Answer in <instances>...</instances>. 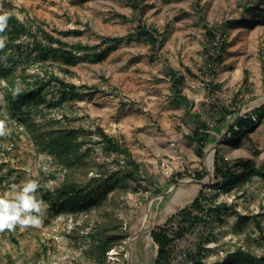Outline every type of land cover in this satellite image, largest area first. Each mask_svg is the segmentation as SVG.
Listing matches in <instances>:
<instances>
[{
	"label": "rangeland",
	"instance_id": "1",
	"mask_svg": "<svg viewBox=\"0 0 264 264\" xmlns=\"http://www.w3.org/2000/svg\"><path fill=\"white\" fill-rule=\"evenodd\" d=\"M143 1V13L139 15L123 0H0V10H10L38 36L43 37V29L71 46L79 42L95 46L101 37L124 36L136 19L155 26L161 34L158 38L162 37L154 60L149 58L148 47L136 41L122 43L102 61L75 65L59 60L40 62L35 53L29 54L24 48L27 57L13 67L16 75H22V80H16L18 86L42 84V101L32 116L41 126L40 135L44 138L62 125L81 129L79 139L85 143L82 151L89 148L84 159L89 166L72 165L74 179L86 184L97 177L95 172L104 171V178L113 181L123 177L124 181L99 204L58 215L52 214L48 202L36 190L42 222L39 227L17 224L11 230H0V264H153L157 246L151 229L215 182L216 150L234 165V171L240 172L247 161L255 172L239 186L204 189L205 202L225 203L227 208L176 242L171 254L173 264H193L185 254L195 252L199 245L206 264L222 261L238 250L253 259L264 256V119L238 148L221 143L238 110H251L264 102V24L223 31L226 52L216 67V76L205 79L215 88L208 92L200 85L199 76L198 87L184 83V92L190 91V96L197 92L193 90H202L204 99L194 102L193 107L174 108L169 87V67L187 78H191L187 71L200 73L206 43L203 24L214 26L239 19L245 15L243 6L258 0ZM117 15L131 20L123 22ZM51 77L71 84L78 94L62 97ZM5 89L6 81L0 77V121L11 130L0 136V198L14 200L23 184L33 179L38 187L52 193L65 172L51 155L37 149L33 135L23 127L17 113L8 110ZM34 107L30 101L24 102L21 111L33 113ZM219 107L235 110L215 127ZM197 111L211 127L202 156L195 154L191 138L194 120L190 113ZM97 124L128 148L139 163L138 172L127 165L125 154L102 150L97 137L89 134ZM116 219L121 221L117 228L125 238L106 253L105 261L98 262L85 252L88 245L83 236L100 221L118 224Z\"/></svg>",
	"mask_w": 264,
	"mask_h": 264
},
{
	"label": "trees",
	"instance_id": "2",
	"mask_svg": "<svg viewBox=\"0 0 264 264\" xmlns=\"http://www.w3.org/2000/svg\"><path fill=\"white\" fill-rule=\"evenodd\" d=\"M131 7L133 11L138 12L139 15L143 13V0H123ZM263 3V4H262ZM196 10L200 12L199 6H195ZM243 10L245 15L239 19H228L220 24L208 26L203 24L205 30L206 43L203 47L204 62L199 68V77L201 82H205V88L208 92H212L215 88L214 83L206 81V78L216 76V67L223 59V54L226 52L227 43L225 42L224 30L230 28L254 27L259 24H264V0H258L251 5H244ZM7 14V25L5 29L0 32V38L4 40V46L0 48V77L6 81V95H7V108L16 114L22 123L23 127L31 132L34 137V142L45 153L51 155L56 163L63 168L65 174L53 192L48 193L44 188L38 187L40 197L46 200L49 204V209L53 215H58L66 211H82L89 209L102 202L106 198V194L121 186L124 178L121 177L111 179L104 178V171H97L86 184H81L79 180L74 179L72 172V165H85L89 166L84 161L89 148L82 151L85 144L83 140L79 139V128L70 126H61L47 132L46 137H42L39 133L40 124H35L34 116L37 112V106L42 101L41 88L42 84L29 85L24 83V87L18 86L17 79L22 80V75H16L14 72V64L27 56L24 53V48H27L30 53H35L37 60L46 62L48 60H59V62L66 65H75L82 61H102L105 57L117 48L122 43H130L132 41L140 42L149 45L152 51H157L161 47L158 40L157 31L152 26H147L141 21L136 19V24L130 32L124 36H104L101 37V42L95 46L84 45L76 43L71 46L67 43L60 41L53 36L46 34L41 29L43 37L38 36L37 32L32 29V26L22 22L10 10H0V15ZM120 19L130 21L131 19L124 15H117ZM250 16V19L246 18ZM26 40V42H25ZM169 78L172 81L175 97H172L174 106L184 105L186 108L190 107L189 100L180 94L178 85L181 83L183 77L178 76L175 70L169 71ZM191 76H197L188 71ZM51 81L57 84L60 88L62 97L73 98L78 93L74 91V87L59 79L58 77H51ZM73 88V89H72ZM73 91V92H72ZM31 102L35 105V113H24L21 111V106L24 102ZM235 109L226 107H219L216 109L218 116L214 120L216 127L222 123L226 116L233 113ZM252 112L257 115V122L250 119L238 118L236 120L237 129L232 125L229 126V135L226 133L221 143L230 145L232 148H238L244 138H249L252 133L264 119V102L252 109ZM26 115V117H24ZM15 116V115H13ZM193 128L191 138L195 143V154L202 156L203 149L206 146L207 140L210 137V125L205 119L200 118L199 113H194ZM212 126V127H214ZM89 134H94L98 142L102 144V150L106 153L125 154L127 165L132 167V171H139V163L136 162L129 154L128 148L122 145L118 139L108 134L102 126L96 125L93 131ZM96 143V141H95ZM83 154L85 157H83ZM236 164V163H235ZM234 165H231L228 160H224L219 151L216 150L214 156V177L215 182L211 186H205L199 191L197 196L183 207L178 208L176 212L167 217V219L156 226L150 231V236L157 246L156 257L153 264H173L172 252L174 245L177 241L182 239L185 235L193 233L199 226H204L210 221L213 215H219L222 209H226L225 203H216L212 200L211 203L205 202L207 197L205 188H213L216 190L229 189L231 186H239L250 180L255 170L248 166L247 161L243 163V168L240 172L234 171ZM203 174V173H202ZM196 178L200 179L201 175L196 173ZM2 179L0 178V183ZM217 191V192H218ZM118 224H109L110 222L100 221L92 231L83 236L87 242L88 247L85 249L87 254H90L98 262L105 261L106 253L113 247L120 244L125 235L117 228L121 226V221L116 219ZM203 232V231H202ZM208 234H211L210 232ZM202 245H199L195 252H187L186 259L193 264H206L203 258L200 257ZM210 264H264V256L257 259L248 254H243L238 250L228 253L222 261H217Z\"/></svg>",
	"mask_w": 264,
	"mask_h": 264
},
{
	"label": "clouds",
	"instance_id": "3",
	"mask_svg": "<svg viewBox=\"0 0 264 264\" xmlns=\"http://www.w3.org/2000/svg\"><path fill=\"white\" fill-rule=\"evenodd\" d=\"M8 15H0V32L7 25ZM4 46L3 38H0V48ZM10 129L5 127L3 121H0V136L10 133ZM37 180H29L19 189L14 200L0 198V230L5 228L13 229L15 225L36 226L41 224V201L37 199L36 190L38 188ZM13 185V188H16Z\"/></svg>",
	"mask_w": 264,
	"mask_h": 264
},
{
	"label": "crops",
	"instance_id": "4",
	"mask_svg": "<svg viewBox=\"0 0 264 264\" xmlns=\"http://www.w3.org/2000/svg\"><path fill=\"white\" fill-rule=\"evenodd\" d=\"M199 14H201V12H198ZM147 25V24H146ZM147 26H152L156 31H157V36L159 35V36H161V34H159V30L155 27V26H153V25H147ZM119 36H121V35H119ZM158 40H159V42H160V44H161V46H162V37H160V38H158ZM145 46L146 47H148V49H149V51H150V60H154L155 59V57L157 56V53H158V50L160 49H157V53H155V51H152L151 49H150V47H149V45H147V44H145ZM167 67L168 66H165V73H166V70H167ZM175 70V69H173V68H170L169 67V71L170 70ZM176 72H177V75L178 76H182L183 77V79H182V81H181V83L178 85V90H179V92H180V94L181 95H183V96H185L188 100H189V102H190V107H193V104H194V102H196V101H199V100H203L204 98H202V90L201 89H195V90H193V91H197L196 93H194V95H192V96H190L189 95V92H184V89H186L187 88V86L185 87L184 86V83L185 84H187L188 85V82H189V84L191 83V84H196V81H198V73L196 74L197 76H191V78H187V77H185L183 74H181L180 72H178L177 70H175ZM164 73V74H165ZM187 73H188V71H187ZM195 74V73H194ZM166 77V76H165ZM192 78H194V79H192ZM187 79H189V80H187ZM186 81V82H185ZM199 83L197 82V87L199 86L198 85ZM169 87H170V90H171V92H172V97H175V92H174V88H173V86H172V81H170V85H169ZM185 87V88H184ZM183 88V89H182ZM186 91V90H185ZM204 91V90H203ZM171 100H172V98H171ZM174 106V105H173ZM181 107H184L186 110H188L189 108H186L184 105H180V106H174V108H181ZM198 113H199V111H197ZM194 113H196V112H193V113H190V114H194ZM229 116V115H228ZM227 117V116H226ZM210 133H211V131H210Z\"/></svg>",
	"mask_w": 264,
	"mask_h": 264
},
{
	"label": "built area",
	"instance_id": "5",
	"mask_svg": "<svg viewBox=\"0 0 264 264\" xmlns=\"http://www.w3.org/2000/svg\"><path fill=\"white\" fill-rule=\"evenodd\" d=\"M207 81V80H206ZM200 85L205 88V82H201ZM234 117V116H233ZM238 118H244V119H250L251 121L253 122H257L258 118H257V115H255L253 112H252V109L251 110H247V111H244V112H241L238 114V117L234 120L231 119V125L233 126L234 129H237V126H236V120ZM228 134L229 135V129L226 130L225 134ZM162 165H165L164 163Z\"/></svg>",
	"mask_w": 264,
	"mask_h": 264
},
{
	"label": "bare ground",
	"instance_id": "6",
	"mask_svg": "<svg viewBox=\"0 0 264 264\" xmlns=\"http://www.w3.org/2000/svg\"><path fill=\"white\" fill-rule=\"evenodd\" d=\"M247 109H249V108H244L242 111H239L238 113H236L235 115H234V117L232 118V120H234V119H236L237 117H238V114L239 113H241V112H244V111H247ZM226 123H227V121H226ZM226 123L225 124H223V127H221V128H219L218 129V132L219 133H217L215 136H214V139H216L215 137H217L222 131H223V128L226 126ZM141 237H139V239H140ZM138 239V240H139ZM142 239V238H141ZM139 242V241H138ZM141 242V241H140Z\"/></svg>",
	"mask_w": 264,
	"mask_h": 264
},
{
	"label": "water",
	"instance_id": "7",
	"mask_svg": "<svg viewBox=\"0 0 264 264\" xmlns=\"http://www.w3.org/2000/svg\"><path fill=\"white\" fill-rule=\"evenodd\" d=\"M240 110H238V112H239ZM237 112V113H238ZM231 125V121L229 122V124L227 125V127H226V130H228L229 129V126ZM226 130L223 132V135H222V138H221V140H223V138L225 137V132H226ZM199 184L200 185H204L205 183L204 182H199Z\"/></svg>",
	"mask_w": 264,
	"mask_h": 264
}]
</instances>
